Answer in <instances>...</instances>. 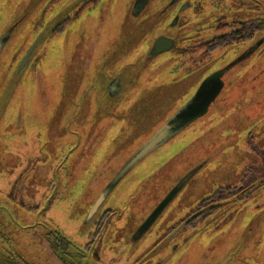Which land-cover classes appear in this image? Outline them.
<instances>
[{"label":"flooded vegetation","instance_id":"af4514ba","mask_svg":"<svg viewBox=\"0 0 264 264\" xmlns=\"http://www.w3.org/2000/svg\"><path fill=\"white\" fill-rule=\"evenodd\" d=\"M96 1L86 0L78 5L72 17H67L62 24H59L50 34L49 39L55 41L63 29L70 24L71 19L76 18L85 8H91ZM191 1L183 3H185L184 8L188 6L191 8L193 19L189 20L180 16L178 33L181 37L176 39L174 47L166 52L167 54H163L170 55V61L179 65L178 68H173L170 74L172 76L180 74L186 78L200 71L203 66L208 64V67L212 66L213 63L210 64L209 61L217 52L224 54L227 65L217 67L211 72L220 77L222 87L209 105L208 112L216 100H225L226 95H222L225 85L227 87H233L236 84L241 86L247 69L255 70V64L250 63V66L246 62L252 57L256 60L260 54L259 44L264 40V0ZM202 4L207 6L205 12L198 10ZM207 18L211 21V25L207 23L202 25L204 21L207 22ZM193 20L192 25L190 21ZM195 26L198 27L194 29ZM180 28H187V30ZM59 30L61 31L58 32ZM200 31H203L202 35H199ZM142 43L145 46L143 52L148 48V44ZM137 53L136 51L135 54ZM185 62L191 66L185 67ZM120 68L121 65L115 64L112 71H107V75L115 74ZM43 70L47 74L49 68ZM153 71L151 70L150 74H153ZM193 72L195 73L191 74ZM37 75L35 85L41 88L39 71ZM174 78L177 77L174 76ZM202 78L197 80L195 78L193 81L196 82L189 84L187 92L183 95L185 101L187 97L188 101L193 96L206 77ZM52 79L54 77L50 76L49 80ZM96 80L92 84L87 77L80 82L74 78L71 79L68 85L77 84L79 88H68L64 98L76 92V97L79 96L77 100L79 106L85 103L86 97L89 102H94L92 94L97 91L103 100L108 84V82L105 83L104 72L101 77L98 75ZM62 96L61 87L55 99L60 102ZM245 96L244 91L240 90L238 97L243 99ZM163 102L160 97L154 98L153 94H150L145 101L149 108L160 106ZM17 106L18 103L16 108ZM136 108H139V105ZM48 109L41 116L27 118L19 108L15 110L8 108L2 118L5 126L0 127V191H3L4 186L8 187L9 164H6L5 158L9 155L14 162L21 161V163L18 162L17 169H13L16 172L11 177L17 176L15 194L17 197L24 198L20 194L23 188V194L34 201L33 205L28 207L35 210L34 213L40 214L41 220L33 221V224L28 227L34 228L31 236H28L25 241L20 239L21 244L17 242L20 246L25 244L27 251H30L25 257L20 253V246H16L14 240L9 237L6 220L0 213V264H176L175 262L183 257L184 248L189 244L195 240H197L196 243L205 242L206 231H217L222 225H226L235 213L246 209L249 203L255 202L253 201L255 198L258 199L264 195V145L255 141L247 131L245 135L239 136L236 142L237 146L243 145V149L244 145L246 146V152L242 151L244 154L242 158L245 157L244 162L239 161V164L227 175L222 173V176L218 177L219 183L215 184L208 193L169 215L170 205L176 200L183 187L208 164V159L198 161L194 169L184 173L180 179L185 181V177L191 171H194L193 174L189 175L184 185L179 187V183L176 186L177 189L179 187L176 194L146 230L140 233L138 230L143 220L180 179L173 183L171 190L169 189L170 191L168 190L160 200H156L152 211L138 223H129V206L137 197H131L130 190H122L115 200H110V196L133 168L106 197L103 198L102 193L131 155L116 168L111 166L114 159H109L106 165L107 172L103 161L106 156L105 147L110 142H104V136L108 133L112 137L110 140L117 136L120 137V141L133 140L130 136L140 134L142 130L149 127L148 122L151 120L146 112L136 110V114L132 117L135 123L131 122L134 125L131 129L135 132H131L125 121H120L115 114L100 113V110H95L94 107L92 117L88 118L83 116L86 111H78L77 108L79 119L69 120L70 125L66 120L60 122L65 130L70 127L73 129L65 131L61 126L57 128L54 122L56 131L53 132L69 135L57 136L55 142H52L51 138L48 140L47 134L50 130L52 112L55 109ZM116 121L120 122L117 130H115ZM7 131L10 134L9 138L6 135ZM155 131L150 135L144 134L142 143ZM89 133L92 136L84 144L81 138L87 137ZM25 134L29 135L34 142L36 141L37 146L27 148L26 141L21 143L23 146L17 145L16 148H11L15 144L13 141L22 138ZM262 139L264 141V133ZM80 141L84 148L81 151H79ZM97 146H101L102 150L99 151V147L98 152H95ZM226 150L228 153H234L230 149ZM92 155H96V161ZM149 197L156 199L154 196ZM2 209L0 205V212ZM162 214L165 215L160 219ZM56 215L61 216L60 221ZM168 219L170 220L167 222ZM62 225L66 227V230Z\"/></svg>","mask_w":264,"mask_h":264},{"label":"rangeland","instance_id":"374dc122","mask_svg":"<svg viewBox=\"0 0 264 264\" xmlns=\"http://www.w3.org/2000/svg\"><path fill=\"white\" fill-rule=\"evenodd\" d=\"M73 1L0 0V35L15 21V18L19 14L18 11L20 9L23 11L21 8L23 5L24 10L30 12V16L26 19L27 21L21 27V24L18 26L9 47L5 49L3 55H1L2 57L0 56V127L5 126L2 118L8 108L12 110L19 108L27 118L41 116L48 108L55 109L52 112L53 116L49 124L50 130L47 134L48 140L51 138V141L55 142L57 136L65 137L69 135L53 132L56 131V125L57 128L61 126L65 130L63 124L60 122L66 120L68 125H70L69 120L79 119L77 108L78 111H86L84 112V117L91 118L93 108L95 107V110H100V113L117 115L118 117L116 118H120V121L124 120L127 126L130 127V131L135 132L131 129V126H134L131 122L135 123L132 117L136 114V107L141 102L147 100L146 98L150 97L152 88H158V91L165 92L159 95L164 101L163 104L158 106L153 114L148 115V118L151 120H149L150 122L147 121L149 127L142 130L140 134L137 133L130 136L133 140L120 141V137L118 136L110 140L112 137L106 133L104 142L108 141L110 143L105 147L106 156L103 165L108 172L106 165L109 163V159H114L111 164L112 167L121 166L125 158L132 155L143 145L142 141H144V137L142 136L144 134L148 133L150 135V133L162 126L176 110L186 103L188 97L185 101L183 95L187 92L189 84L196 82L193 79L210 77L213 75L211 74L213 69L225 66L228 62L225 63L226 57L224 58L223 53L217 52L209 61L210 64L213 63L212 66L208 67L209 64L203 66L200 68V71L191 73L195 74L188 78L180 74L174 75L177 79L170 73L173 68H178L179 65L170 61V55L166 56L162 54L152 60L148 59V50L142 52L145 47L142 42L149 44L151 39L157 36H166L176 40L181 37L178 33L180 16H184L185 19L188 18L189 20L193 19L191 8L189 6L184 8L185 3L192 2L191 0H150L148 15L160 20L155 25L152 24L145 31V35L140 36L137 41L140 43L135 41L134 45L130 46L132 48H130V53H121L119 57L121 62L117 63V65H121L120 73L122 72L121 76L125 78L124 75L127 71H124L122 68V65L126 63L125 56L128 55L127 59H131L134 57L135 51L139 52L137 56L138 58L140 57L141 62L148 63L146 66H141L146 70L143 76V83L145 85L140 86L136 94L131 97L126 98L119 95L115 98H110L114 99V101L109 103L103 102L97 91L92 94L94 102H89L88 97H86L85 103L78 106L79 102L77 100L79 96L76 97V92L64 98L63 102H59L55 99V96L59 95L61 85L58 81H55L53 86V82L49 80V75L43 69L50 68L49 63L54 62L56 57L62 53L63 42L66 43V39L69 40L78 35L81 36L84 30L87 34L92 35L95 32V28H98L100 34L95 36L94 40H97V49H101V53H103L108 46L113 47L115 37L126 34L132 28L127 23L130 19L124 20L129 0H97L96 3L94 2L91 5V8H85L76 18L71 19L70 24L63 29L55 41L49 39L51 35L43 40L31 57L27 67L19 76H15L16 65L21 55L43 26L55 18V16L57 17L59 13L64 12L68 7L66 11L67 15L63 21L67 17L71 18L75 12L74 9L86 0H79L75 7L71 6ZM203 4L198 10L205 12L207 6ZM151 7L153 8L151 9ZM176 17L177 20L174 23ZM148 19L152 18L149 17ZM101 20L102 23L99 26L98 22ZM190 22L193 25L194 20ZM205 23L211 25V21L208 18L207 22L204 21L202 25ZM197 27L195 26L194 29ZM180 29L187 30V28ZM202 33L203 31H200L199 35H202ZM81 38L82 41L79 42V47L86 49V41L84 40L87 37L82 36ZM259 46L260 54L258 58L255 60L252 57L246 62L250 66V63L255 64V70L247 69L241 86L236 84L233 87H227L225 85L222 93V95H226L225 100H216L205 115L196 119L182 132L138 163L130 171L127 178L121 180L116 186L115 190L111 193L110 200H115L122 190H130L131 197H137L131 201L132 203L129 206V223H138L141 218L152 211L156 200H160L173 183L180 179L184 173L194 169L197 162L203 159H208L207 166L200 170L183 187L176 200L170 205L169 215L172 212L181 210L189 202H194L199 197L208 193L214 188L215 184L219 183L218 177L227 175L233 167L239 164V161H245V157L242 158L244 156L242 151L246 152V146L244 145L243 149V145L237 146L236 142L238 137L245 135L247 131L254 137L255 141H259L264 145V141H262L264 133V40ZM94 55L98 57V55ZM203 58L208 59L209 57ZM102 60L103 58L98 57L97 63L93 64L98 65L99 61L101 62ZM185 63V67L191 66L188 62ZM151 70H154L153 74H150ZM38 71L42 89L38 85H35ZM240 90H243L244 94H246L243 99L238 97ZM16 103H18L17 108ZM68 117L69 119H67ZM119 125L120 122L116 121L115 130L118 129ZM71 129L73 128L70 127L65 131ZM8 132L6 135L9 138L10 134ZM91 136L89 133L87 137L81 138L82 142L86 144V141ZM31 139L29 135L25 134L22 138L14 140L13 143L15 144L11 148H16L17 145L23 146L21 143L26 141L28 143L27 148L36 147L37 142ZM32 143L35 144L32 145ZM98 148L99 151L102 150L101 146H97L95 152H98ZM79 149V151L84 149L81 141L79 142ZM226 149H230L234 153H228ZM9 153L11 152L9 151ZM95 157L96 155H92L94 161H96ZM5 161L7 162L6 164H9V179H7L8 187L4 186L3 191H0V205L3 207L0 213H2L6 220L9 237L14 240L16 246H20L19 244L22 243L20 239L25 241L28 236L33 234L34 228L28 227L33 224V221L41 220V215L34 213L35 210L28 207L33 205L34 201L23 194V188L20 194L24 198L17 197L15 194L17 176L11 177L16 172L18 162L21 163V161L14 162V159L9 157V155H7ZM181 181L182 179L171 189L175 188ZM149 196H154L156 199L153 200ZM253 201L255 202L249 203L246 209L235 213L230 221L226 225H222L217 231H206L205 237L207 240L205 242L201 243L199 241L196 243L197 240H195L189 244L184 248L183 257L175 263L264 264V195L258 199L255 198ZM164 215L162 214L160 219ZM56 216L58 221H60L61 216ZM62 227L66 230L64 225ZM19 250L25 257L29 251H27L25 244H22Z\"/></svg>","mask_w":264,"mask_h":264},{"label":"water","instance_id":"95a60500","mask_svg":"<svg viewBox=\"0 0 264 264\" xmlns=\"http://www.w3.org/2000/svg\"><path fill=\"white\" fill-rule=\"evenodd\" d=\"M78 2L79 0H74L71 6L75 7ZM149 4L150 0H129L128 9L124 20L127 21V19L129 18L130 21L127 23H129L132 28L126 34L115 37L113 47L108 46L106 50L103 51V53H101V49H97V40H94L95 36H98L100 34V30H98V28H95V32L92 33V35L87 34V32L84 30L81 36L78 35L73 39H66V43L63 42L61 50L62 53L56 57V60L54 62H51V67L49 68L47 73L49 75V78L50 76L54 77V79L51 80L53 82V85L55 81H58V83L62 87L63 96L60 102L64 101V94H66L68 88H79V86L77 87V84H71V86L68 85L71 79L74 78L78 82H80L83 78L87 77V79L93 84L94 80L95 82L97 81L96 79L98 75L99 77H101L102 72H104L105 83L108 82L103 97V102L105 103L114 101V99L110 98H115L119 95L121 97L129 98L132 95L136 94L137 89L140 86L145 85L143 83V76L145 75L146 70L141 66H146L148 63L141 62L140 57L138 58L137 56L139 52L135 54L131 59H127L128 55L125 56L126 63L124 66H122L123 70L127 71L124 75L125 78L121 76V68L115 74L112 73L110 75H107V71H112L114 65L121 62L119 58L120 54L124 52V54L130 53V48L134 45L135 41L137 42L141 35H145V31H147L152 24L155 25L160 20H157L156 17L154 18L148 15ZM28 5L30 6V4ZM23 7L24 5L21 7L23 11H21V9L18 11L19 14L17 15V18H15V21L0 35V56L3 55L5 49L9 47L18 26L21 24V27L22 24L27 21V17L30 16V12L24 10ZM68 8L64 12L59 13L57 17L55 16V18L48 21L46 25L43 26V28L35 36L31 44L21 55L16 65L17 68L14 74L15 76H19L22 73L42 41L45 40L63 21L64 17L67 15L66 11L68 10ZM152 8L153 7H151V9ZM146 11L147 13H145ZM149 17L152 19H148ZM174 20L175 23L177 19ZM98 23L99 26H101L102 20ZM82 36L87 37L84 40L86 41V49H82L79 47V42L82 41ZM175 42V39L166 36H157L154 39H151L148 44V48L146 49V51L148 50V59L152 60L157 56L168 52L174 47ZM94 54L98 55V57L100 58H103L101 62L99 61L98 65L93 64L97 63L98 61V57ZM91 78H93L94 80H91ZM221 87L222 82L219 76L213 74L212 76L207 77L199 86L197 91L193 94V96L178 110H176L162 126L156 129L153 135L150 136L143 143V145H141L127 159V161L122 165L120 170L115 174L113 179L104 189V192L102 193L103 198L106 197V195L118 184V182L138 163H140L148 155L156 151L162 145L167 143L170 139L182 132L196 119L206 114L209 105L214 101ZM157 89L158 88H153V91L150 92V94L154 95V98L160 97L159 95L161 93H164L163 91H158ZM145 101L141 102L139 104V108H136L135 110H142L146 112L148 116L153 114L158 106L149 108L146 105ZM193 172L191 171L189 175L193 174ZM189 175L185 177V181L189 177ZM185 181L182 179L179 187L184 185ZM178 189L177 187L173 188L153 209V211L143 220L138 230L140 233L144 232L146 228L154 221L156 216L165 207V205L168 204V202L176 194Z\"/></svg>","mask_w":264,"mask_h":264},{"label":"trees","instance_id":"16d2710c","mask_svg":"<svg viewBox=\"0 0 264 264\" xmlns=\"http://www.w3.org/2000/svg\"><path fill=\"white\" fill-rule=\"evenodd\" d=\"M61 30H59L58 32H60Z\"/></svg>","mask_w":264,"mask_h":264}]
</instances>
